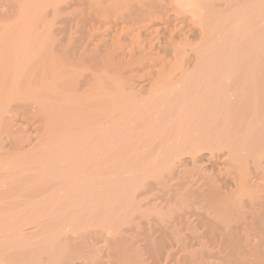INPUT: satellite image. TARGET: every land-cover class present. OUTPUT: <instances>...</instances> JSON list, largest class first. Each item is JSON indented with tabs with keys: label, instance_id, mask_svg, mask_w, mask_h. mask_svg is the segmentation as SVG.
Here are the masks:
<instances>
[{
	"label": "bare ground",
	"instance_id": "1",
	"mask_svg": "<svg viewBox=\"0 0 264 264\" xmlns=\"http://www.w3.org/2000/svg\"><path fill=\"white\" fill-rule=\"evenodd\" d=\"M6 1L0 264H104V249L108 264H148L152 252L166 264L175 254L177 264H263L261 239L251 241L264 230V0H86L87 18L107 26L115 13L113 24L131 26L105 50L77 49L72 32L61 51L57 19L83 0ZM138 48L163 66L149 98L121 79ZM68 56L78 69L58 68ZM220 160L229 178L211 179L205 169ZM176 195L234 206L245 227L232 235L211 205L178 221L165 211Z\"/></svg>",
	"mask_w": 264,
	"mask_h": 264
},
{
	"label": "rangeland",
	"instance_id": "2",
	"mask_svg": "<svg viewBox=\"0 0 264 264\" xmlns=\"http://www.w3.org/2000/svg\"><path fill=\"white\" fill-rule=\"evenodd\" d=\"M85 1L86 0H83L82 1V4L81 3H77V4H74V5H76V7L74 6H71V7H69V8H67V9H65L64 10V12H63V15L60 17V18H58L57 19V24H56V26H55V34H56V37L58 38V41H59V46H58V50H60L61 51V48H62V44H66L67 42H68V40L70 39V35H71V33L73 34L72 35V37H74L75 36V38H73V40H74V44L76 45V47H77V49H79V47H81V46H84V44H85V46L87 47V49H89L90 50V48H93L94 46H95V44L96 43H101L102 41V45L101 44H99V46H101L102 48L101 49H107V48H109V47H111L110 45H112V40H114V39H116V31H121V29H122V27H125L127 24H128V26L130 25L131 26V23L130 22H128V23H122V22H119L118 24H113L114 23V14L115 13H111L110 14V18H111V20H112V24L111 25H113V26H111V25H107V26H109V28L107 27V26H105L103 23H102V21L101 22H99V20L100 19H98V18H96L95 17V15L93 14V12H91V16L93 17V18H95L94 20H93V18H87L88 17V14H89V12L87 11V9H86V7H84V6H86V3H85ZM114 1V0H113ZM113 1H111V2H113ZM5 2V3H4ZM7 1L6 0H0V20H2V22H4V23H2V24H0V33H2V32H4V31H6V30H8L9 29V26L7 25V18H8V15H9V13H8V9H7V3H6ZM87 2V1H86ZM110 2V3H111ZM115 2V1H114ZM85 3V4H84ZM82 5V7H81V5ZM88 4V3H87ZM79 5H80V7H79ZM79 8H81L82 10H80ZM84 8H85V10H86V12H85V10H84ZM79 9V10H78ZM7 10V11H6ZM120 11H123L124 9H119ZM5 11V12H4ZM83 11H84V16L82 15L83 14ZM118 11V10H117ZM88 12V13H87ZM71 13H73V15L71 14ZM85 13H86V16H85ZM8 14V15H7ZM65 14H67V16L68 17H65L66 15ZM65 15V16H64ZM82 15V16H81ZM113 15V16H112ZM3 18V19H2ZM62 18V19H61ZM3 20H5V21H3ZM69 20H70V22H69ZM93 20V21H92ZM110 20V21H111ZM7 21V22H6ZM64 21H67V25H65V26H63L64 25V23L63 22ZM62 23H63V25H62ZM126 24V25H125ZM123 25H125V26H123ZM106 27L108 28V29H106ZM87 28V29H86ZM97 29L99 30V32L98 33H95L96 31H97ZM93 31H94V33L96 34V36H95V34L93 33ZM87 32V33H86ZM90 32V33H89ZM92 32V33H91ZM86 33V34H85ZM93 35L94 37V39H92V42L90 41V40H88V36L89 35ZM107 34V35H106ZM144 34V35H143ZM84 35H86L85 37L86 38H84L83 36ZM115 35V36H114ZM147 35H146V33H142V38L143 39H147V37H146ZM106 37V38H105ZM115 37V38H114ZM107 39L106 41H104L105 39ZM111 38H112V40H111ZM114 38V39H113ZM83 39H84V41H83ZM82 41L84 42V43H82ZM95 41V42H94ZM98 41V42H97ZM109 41V42H108ZM80 42H81V44H80ZM87 42V43H86ZM112 42V43H111ZM122 42H124L125 44L127 43H130V41H129V39L127 38V37H124L123 39H122ZM95 43V44H94ZM89 44V45H88ZM94 44V45H93ZM84 46V47H85ZM105 46H107L106 48H104ZM139 49V48H138ZM136 50V58L137 59H140L139 57L141 56V62L139 63L138 61V63H139V67H138V65H137V62L135 63V65L133 66V69H132V71H130V72H126V73H124V74H122L123 76H121L122 78L121 79H123L122 81L125 83V84H127V86H129L130 88H134L135 90H137V91H139L142 95H144V96H147V98H149L150 96H151V92H150V88H151V86H152V84L154 85L155 84V82H157V80H158V77H159V73H160V71H162V69H163V66L162 65H152L150 62H148V61H144V59L143 58H145V53L143 52V51H141V49H139V50ZM139 51V52H138ZM138 56V57H137ZM127 59H129V57L127 56ZM74 60L72 59V58H70V56H68V57H62V65H58V68H60V69H65L67 72H70V65L73 67V68H79L78 66H76L77 64L75 63V62H73ZM74 64H72V63ZM142 66H141V65ZM136 65H137V67H136ZM91 67V66H90ZM92 68V67H91ZM147 72V73H146ZM137 74V75H136ZM142 74H144L145 75V79L143 80V79H139V76H141ZM149 74H151V75H149ZM130 75H132V76H130ZM134 75V76H133ZM149 76V77H148ZM129 77V78H128ZM132 77V78H131ZM178 77L179 76H177L176 77V79H178ZM145 81H146V83H145ZM132 82H133V84H132ZM132 84V85H131ZM145 84H146V86H145ZM207 157V156H206ZM264 158V155L262 156V160H264L263 159ZM130 161H132V159L130 160ZM183 161H184V163H185V165L187 164L188 166H187V168L188 167H190V168H188V169H192V165H193V162H192V160L191 159H188V158H183ZM222 161L220 160L218 163L216 162V163H213V164H211V165H209V166H207L206 167V169H205V171L207 172V173H212L210 176L212 177L211 179H215V180H223V179H228L229 177H228V175H222V174H225V173H221V172H225V171H227L226 172V174L228 173V171H229V169L231 168L230 167V165H228V162L226 163V161H223L222 163H221ZM262 162H264V161H262ZM226 169V170H225ZM231 171H232V169H231ZM222 176V177H221ZM215 177V178H214ZM220 177V178H219ZM227 177V178H226ZM233 177H234V175H233ZM238 177V176H237ZM256 179L258 180L259 178H255L254 179V181H256ZM256 183H257V181H256ZM232 184V183H231ZM199 186V185H198ZM196 187V191L197 192H201L200 190L202 189V191H204V193H205V191H206V193L208 194V195H206V196H208V197H213L214 195H212V194H210V190L209 189H205V187L207 188L208 186H206V185H201L200 184V187ZM205 186V187H204ZM232 186V187H231ZM229 188H228V191H227V189L226 188H224V190H222L223 192H232V190H234V191H236V186L234 187L233 186V184L231 185ZM256 187H258V188H260V189H262V190H264L263 188H264V179H259L258 180V183H257V186ZM209 188V187H208ZM232 188V189H231ZM236 188V189H235ZM195 189V188H194ZM200 189V190H199ZM225 189H226V191H225ZM192 190H193V188H192ZM199 190V191H198ZM241 192V191H240ZM243 193V192H242ZM238 194V193H237ZM211 195V196H210ZM241 195V193H239L238 194V197ZM178 196L179 195H176L175 197H173V201L172 202H170V203H168V204H165V211L166 212H169V214L171 213V215L175 218V219H177L178 221H184V219L182 218V216H181V213L180 212H182L183 210H185V209H190L191 211L193 210V212H194V210H195V212L197 211V213H200L201 214V211H204V213L203 214H205V213H207L208 211L206 210V209H210L209 207H211V209L214 211L215 210V212H216V214H225V216H224V222H225V226H228V228H230V230H229V232L232 230L234 233L232 234V231H231V234L232 235H237L238 234V232L239 233H241L242 231L241 230H243L244 229V224L243 223H241V224H235V223H238L237 222V220H235V219H237V216H238V212L240 211V210H238L237 208H235L234 206H232V207H234V208H232V207H230V211H228L229 210V208H227V210L226 209H223V207H221L220 206V204H219V202H218V204H217V201H213V204L214 205H212V202L209 204H204V205H202L203 204V202H202V204H201V202H199L200 203V205L201 206H203V207H201V206H199V204L196 202V201H192L193 203H191V198L189 197V199H188V197L186 198V197H183V196H180L179 198L180 199H182V200H176L177 198H178ZM237 196V195H236ZM241 196H243L244 197V199L247 201L248 200V198H249V195H247V194H242ZM183 197V198H182ZM217 197V196H216ZM174 198H176V199H174ZM215 198V197H214ZM183 199H185L186 200V202H187V204H186V202H185V200H183ZM216 200V199H215ZM189 202L191 203L190 205H189ZM197 204H196V203ZM216 202V203H215ZM248 202H250V199H249V201ZM209 205H211V206H209ZM216 205V206H215ZM188 206V207H187ZM206 206H209V207H206ZM213 206H215V208H212ZM187 207V208H186ZM199 207V208H198ZM201 207V208H200ZM204 207H206L205 209H204ZM220 208V209H218V208ZM231 208H232V210H231ZM237 209V210H236ZM250 208H247L246 209V211L247 210H249ZM182 210V211H181ZM223 212H225V211H227V212H229L231 215H229V213L227 214V213H221L222 211ZM146 211V213L145 214H151V213H153L151 210H145ZM199 211V212H198ZM231 211H232V213H231ZM233 211H235V212H233ZM142 212H143V210H142ZM183 213V212H182ZM234 213H235V215H234ZM227 214V215H226ZM237 214V215H236ZM151 216H153L152 218L153 219H155L156 218V216L153 214V215H151ZM228 216V217H227ZM231 216V217H230ZM236 216V218H234ZM250 215L248 214V217H249ZM264 216V215H263ZM227 218V219H226ZM251 218V217H250ZM226 219V220H225ZM229 219H230V222H229ZM231 219H233V220H231ZM145 220V219H144ZM248 220H251V219H249L248 218ZM247 220V221H248ZM231 221L233 222L232 224H230L231 223ZM146 222V221H145ZM145 222L143 221V219L141 220V222L140 223H142V224H145ZM230 224V225H229ZM242 224H243V226H242ZM184 225V224H183ZM240 225H241V227H242V229H241V227H240ZM234 226V227H233ZM238 226H239V228H238ZM184 226H182V228H183ZM236 227V228H235ZM227 228V227H226ZM232 228V229H231ZM235 228V229H234ZM262 228V230H263V227H261ZM209 229H211L212 230V228L210 227ZM240 229V230H239ZM211 230H209L207 233H209V234H211V235H214V232H212ZM234 230H236V231H234ZM239 230V231H238ZM261 230V233H259V235H258V237H257V239L256 240H254V239H252V241H251V244H252V242H253V244L254 243H257L260 239V244H262V245H264V239H263V237H264V230L262 231ZM235 232H237V234H235ZM263 234V235H262ZM186 237H188V236H190L189 235V232L187 233L186 232ZM159 237V236H158ZM157 237V240H156V245H161V240H163L162 238H158ZM233 237V236H232ZM236 236H234L233 238H235ZM189 239H191L190 237H188ZM191 241V240H190ZM189 241V242H190ZM256 241V242H255ZM103 242H101L99 245L100 246H103V244H102ZM191 243H195V241H193V242H191ZM144 244V243H143ZM196 246V245H195ZM194 246V247H195ZM261 247V246H260ZM263 247V246H262ZM261 247V248H262ZM264 248L261 250V252H263L262 254H264ZM258 251H260V249L258 250ZM107 251H106V249H104V251H103V253H102V255H103V258H102V261L104 262V264H108L107 262ZM153 253V252H152ZM150 254V256H149V260H148V264H164L165 263V259H164V256H162V259L161 258H159V256L158 255H154V253L153 254ZM258 253H260V252H258ZM261 254V253H260ZM260 254H257L258 256V258H259V255ZM175 256L177 257V254H175ZM264 256V255H263ZM152 257V258H151ZM176 257H174V260H172V262L171 263H169L168 262V264H177V262H176ZM261 259H264V257H262ZM106 260V261H105ZM159 260H161V261H159ZM262 261V260H261ZM166 264V263H165ZM263 264H264V262H263Z\"/></svg>",
	"mask_w": 264,
	"mask_h": 264
}]
</instances>
